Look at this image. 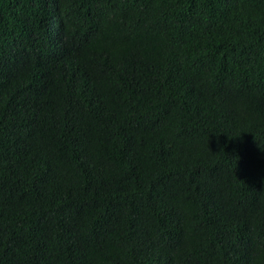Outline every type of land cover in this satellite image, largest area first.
Listing matches in <instances>:
<instances>
[{
	"label": "trees",
	"instance_id": "1",
	"mask_svg": "<svg viewBox=\"0 0 264 264\" xmlns=\"http://www.w3.org/2000/svg\"><path fill=\"white\" fill-rule=\"evenodd\" d=\"M0 264H264V0H0Z\"/></svg>",
	"mask_w": 264,
	"mask_h": 264
}]
</instances>
